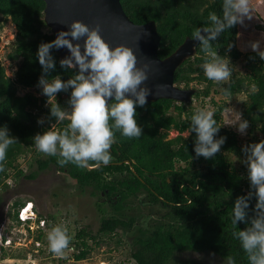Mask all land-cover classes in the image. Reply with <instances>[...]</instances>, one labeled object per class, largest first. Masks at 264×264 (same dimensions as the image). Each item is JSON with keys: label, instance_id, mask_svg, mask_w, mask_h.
Returning <instances> with one entry per match:
<instances>
[{"label": "trees", "instance_id": "obj_1", "mask_svg": "<svg viewBox=\"0 0 264 264\" xmlns=\"http://www.w3.org/2000/svg\"><path fill=\"white\" fill-rule=\"evenodd\" d=\"M121 4L134 24L156 22L161 37L158 57L162 60L175 53L186 39L192 38L196 28L211 26L210 13L223 17V0H121ZM44 9L42 0H0V43L5 23L11 22L16 33L6 58L18 65L11 77L0 60V126L6 125L10 135L16 138V142L9 146L0 170V196L26 177L20 169L19 157L24 153L34 154L37 170L27 175L30 180H35L51 165L57 166L76 188L81 192L89 188L90 194L97 198L99 229L96 233L81 228L76 230L71 240L76 261L88 257L92 251L90 242L98 244V236L115 234L120 229L132 230L135 219L125 220L124 213L129 210L128 201L138 198L139 205L146 203L149 207L167 210L162 218H172L178 225L174 227V224L160 222L149 236L134 240L130 244L129 257L136 264H202L196 259L182 258L187 253L212 255L225 264H228V257L234 258L235 264H248L246 253L232 235L233 231L244 229L246 225L233 226L231 223L235 199L250 190L247 167L245 164L238 166L228 156L245 158L241 150L244 145L239 135L223 124V114L231 107L229 99L244 94L248 103L243 108L242 118L249 121L248 137L251 139L247 144L257 140V133L264 138V60L256 51L244 54L237 48L238 23L226 28L211 42L213 49L231 62L243 58L246 69V72L230 77L223 92L227 101L211 99L213 118L220 127L216 138H226L213 158H196V134L191 130L192 115L198 109H205L204 99L211 91V87L196 90L193 85L209 83L212 86L201 67L205 56L198 45L195 55L183 62L174 74L175 85L195 90L191 103L158 100L138 107L136 119L143 130L141 136L130 138L123 136L119 129H113L109 163L89 161V166L99 165L97 169L89 170L72 163L60 165V157L39 152L32 140L36 133L47 131L50 126L51 130L59 132L69 123L67 119L58 122L50 117L47 97L41 95L37 87L42 73L36 59L38 45L55 39L54 32L45 22ZM230 45L233 47L229 50ZM52 52L57 67L49 79L57 74L64 80L69 79L74 75L73 70L64 71L59 65V50L53 49ZM20 91L24 94L20 95ZM69 95L70 91L57 94L62 107H68ZM195 99H201V107H194ZM41 117L45 118L44 125L37 123ZM113 123L110 119L109 124ZM172 131L178 133L174 138L169 137ZM185 133L188 135L184 136ZM9 170L13 172L10 174ZM255 203L253 198L251 207ZM24 204L16 201L5 217L22 225L18 213ZM42 221L49 229L55 225L56 217H45L38 212L37 228L30 227L33 221L27 222L26 226L29 236L40 242L36 246L38 250L47 241L46 228L39 227ZM6 239L2 236L3 243ZM0 249L5 252L10 247L2 245ZM10 256L17 258L15 254Z\"/></svg>", "mask_w": 264, "mask_h": 264}, {"label": "clouds", "instance_id": "obj_2", "mask_svg": "<svg viewBox=\"0 0 264 264\" xmlns=\"http://www.w3.org/2000/svg\"><path fill=\"white\" fill-rule=\"evenodd\" d=\"M222 8V18L212 12L208 17L211 26L196 28L192 32V39L199 41L205 56L201 65L204 75L214 82L228 80L231 69L230 59L219 55L211 42L226 28L230 29L237 23H243L245 18H250L249 0H223ZM81 39L83 50L80 43H74ZM232 47L230 45L229 50ZM61 48H67L69 55L60 59L59 65L64 71L73 70L74 75L67 80L59 74L49 79L50 73L55 72L57 67L52 50ZM251 48L264 60V50H260L259 42L252 43ZM36 59L42 68L37 87L41 95L47 97L46 107H49L50 117L58 122L69 121L62 131H53L50 126L49 130L32 137L39 152L60 157V165L72 163L85 168L89 166V161L107 165L111 159L113 129H119L126 137L141 136L143 130L137 123V108L148 102L150 90L141 85L148 79L150 65L138 67L132 48L123 44L110 46L103 39L99 26L90 28L77 20L71 23L67 31H60L54 40L41 42ZM69 91L68 107L65 108L58 103L57 94ZM213 117V112L205 109H198L191 117V130L196 134V158H213L225 143V137L216 138L220 127ZM110 119L114 121L111 125ZM37 123L44 125L45 118H38ZM234 127L239 134H246L249 121L238 114ZM15 142L10 129L6 125L0 126V170L9 146ZM241 150L246 157L243 163L247 167L250 190L234 201L231 223L233 226L244 223L246 227L238 228L232 235L246 253L248 264H264V140L244 145ZM253 198L256 203L251 207ZM22 210L27 215L26 224L20 219ZM37 219L38 210L34 203L26 201L19 209L18 220L25 226L33 221L30 227L34 229ZM41 223L45 224L43 221ZM41 223L39 227H43ZM46 238L53 254H62L69 246L68 229L62 225L50 227ZM227 259L228 264H235L234 258Z\"/></svg>", "mask_w": 264, "mask_h": 264}, {"label": "rangeland", "instance_id": "obj_3", "mask_svg": "<svg viewBox=\"0 0 264 264\" xmlns=\"http://www.w3.org/2000/svg\"><path fill=\"white\" fill-rule=\"evenodd\" d=\"M249 6L250 18H245L243 23H238L237 48L244 54L253 51L251 44L254 42H259L260 50H264V0H249ZM15 33L14 25L11 22H6L1 33L0 60H2L8 76L11 77L16 72L18 65L17 62L9 61L6 55L9 53V44L14 40ZM229 68L231 69L230 77L234 74L246 72L244 59L242 58L236 62L230 61ZM230 77L226 81H212V86L209 83H194L193 88L196 90L211 87L209 97L204 99L205 110L212 111L211 99L215 102L226 100L223 92ZM34 93L36 92L34 91ZM19 94L23 95L24 92L20 91ZM228 102L231 107L223 114V124L235 131L243 145H246L251 140L248 137V129L246 134L241 135L237 132L234 124L235 117L242 114L244 106L248 103V98L242 94L229 99ZM193 105L195 108L201 107V99H195ZM177 135L176 131H172L169 137L174 138ZM187 135L188 133L184 134V136ZM256 136L257 140L254 142L264 140L261 134L257 133ZM228 156L238 166L244 164L243 161L246 158ZM18 163L20 169L25 172L26 177H22L15 188L6 190L0 196V219L5 218L2 222L6 223L4 227H0V248L2 245L10 247L5 252L0 249V264H60L61 262L64 264H136L129 257L130 244L134 240L141 236H149L159 226L160 222L174 224V227L178 225L172 218H162L168 212L167 210L157 206L149 207L146 203L139 205L138 198H131L128 201L130 202L127 207L129 210L127 209L128 212H125L124 216L125 220L135 219L132 230L124 231L120 229L115 234L98 236V244L90 242L92 251L88 257L76 261L73 258L75 251L71 247V240L76 230L81 228L96 233L99 229L100 213L95 207L97 198L90 194L91 189L89 188L81 192L76 188L74 182L69 180L66 174L57 166L51 165L46 171L39 173L35 180H30L27 175L37 170L34 154L24 153L19 157ZM16 201H32L40 214L45 217L54 215L56 217L55 225H62L68 229L69 246L63 250L62 254H53L49 249L48 241H45L40 247L43 250V253H41L40 249L38 250L36 247L40 245V242L34 241L29 236L26 226L16 225L11 218L5 217ZM141 202H143V197ZM76 222L79 223L76 225ZM42 226L46 228V232L50 230V228L47 229L46 223ZM36 228L34 227V230ZM2 235L8 237L12 244L6 246L2 242ZM10 254H15L17 258L11 257ZM182 258L196 259L202 264H225L212 255L187 253Z\"/></svg>", "mask_w": 264, "mask_h": 264}, {"label": "water", "instance_id": "obj_4", "mask_svg": "<svg viewBox=\"0 0 264 264\" xmlns=\"http://www.w3.org/2000/svg\"><path fill=\"white\" fill-rule=\"evenodd\" d=\"M45 3V22L52 29L55 38L60 31H67L73 21H82L90 28L99 26L103 39L112 47L125 45L137 56V66L150 65L148 79L141 85L147 86L148 102L173 100L190 104L194 89H182L175 85L174 74L178 67L196 53L199 41H186L175 53L166 59L158 57L161 37L155 21L137 25L132 22L121 4V0H42ZM80 43L83 50V39ZM69 55L67 48L59 49V59ZM111 101H109L110 103ZM97 166L86 167L89 170Z\"/></svg>", "mask_w": 264, "mask_h": 264}, {"label": "built area", "instance_id": "obj_5", "mask_svg": "<svg viewBox=\"0 0 264 264\" xmlns=\"http://www.w3.org/2000/svg\"><path fill=\"white\" fill-rule=\"evenodd\" d=\"M20 219H21L22 222H25V220L27 219V215H25V214L23 213V210L21 211ZM5 224H6L5 222H2V223L0 224V227H4ZM24 224H26V222H25ZM2 236H3V235H2ZM6 238H7V239H6V241H5V245H6V246L11 245L12 242L9 240L8 237H6Z\"/></svg>", "mask_w": 264, "mask_h": 264}]
</instances>
